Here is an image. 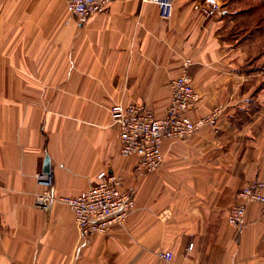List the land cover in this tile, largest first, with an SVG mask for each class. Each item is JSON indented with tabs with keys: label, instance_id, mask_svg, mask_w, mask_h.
Instances as JSON below:
<instances>
[{
	"label": "crops",
	"instance_id": "1",
	"mask_svg": "<svg viewBox=\"0 0 264 264\" xmlns=\"http://www.w3.org/2000/svg\"><path fill=\"white\" fill-rule=\"evenodd\" d=\"M174 0L168 19L146 0H110L80 18L63 0H0V264H264V205L239 232L238 192L264 181V0ZM193 80L196 119L221 109L217 130L166 140L148 174L120 153L116 103L161 117L171 83ZM49 157L53 191L76 196L102 171L133 188L123 225L82 237L60 202L35 205ZM193 245L190 249L189 246Z\"/></svg>",
	"mask_w": 264,
	"mask_h": 264
},
{
	"label": "built area",
	"instance_id": "2",
	"mask_svg": "<svg viewBox=\"0 0 264 264\" xmlns=\"http://www.w3.org/2000/svg\"><path fill=\"white\" fill-rule=\"evenodd\" d=\"M70 11L82 19L106 12L110 0H63ZM158 6L163 19L170 18L174 0H146ZM212 9L208 13L221 12L215 0H208ZM199 94L194 89L192 77L184 72L171 83L170 103L161 117L144 103H116L110 112L119 128L120 153L123 157L137 159L138 174L152 173L165 161L163 145L166 140H182L196 134L206 126L216 127L221 109L215 108L196 119L190 112L195 109ZM43 190L36 194L35 205L48 211L54 202L68 206L74 213L77 229L82 237L107 233L114 225H123L136 208L135 190H124L120 175L102 171L97 181L76 196H57L53 191L51 173L37 174ZM228 213V222L239 232L244 226L247 205H264V181H253L243 187ZM191 244L189 248L191 249ZM166 264H173L170 251L160 254Z\"/></svg>",
	"mask_w": 264,
	"mask_h": 264
},
{
	"label": "water",
	"instance_id": "3",
	"mask_svg": "<svg viewBox=\"0 0 264 264\" xmlns=\"http://www.w3.org/2000/svg\"><path fill=\"white\" fill-rule=\"evenodd\" d=\"M44 172H47V173L51 172V164H50V159L48 156L45 159Z\"/></svg>",
	"mask_w": 264,
	"mask_h": 264
},
{
	"label": "rangeland",
	"instance_id": "4",
	"mask_svg": "<svg viewBox=\"0 0 264 264\" xmlns=\"http://www.w3.org/2000/svg\"><path fill=\"white\" fill-rule=\"evenodd\" d=\"M211 111H212V110H211ZM206 127H211V126H206ZM203 128H204V127H203ZM203 128H202V129H203ZM213 128H215V129L217 130V125H216V127H213ZM200 130H201V129H200ZM200 130H199V131H200ZM199 131H198V132H199ZM194 135H195V134H194ZM191 137H192V136H191ZM186 139H187V138H186ZM182 140H183V139H182ZM158 170H159V169H158ZM152 173H153V172H152ZM147 174H148V173H147ZM247 185H248V184H247ZM244 187H245V186H244ZM238 193H239V192H238ZM237 195H238V194H237ZM229 210H230V209H229ZM228 213H229V211H228ZM227 221H228V215H227ZM244 222H245V221H244ZM228 223H229V222H228ZM229 224H230V223H229ZM230 225H231V224H230ZM231 226H232V225H231Z\"/></svg>",
	"mask_w": 264,
	"mask_h": 264
}]
</instances>
